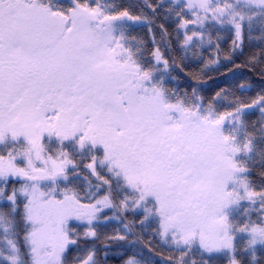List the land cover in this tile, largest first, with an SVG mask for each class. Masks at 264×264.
Returning a JSON list of instances; mask_svg holds the SVG:
<instances>
[{"label": "snow or ice", "instance_id": "1", "mask_svg": "<svg viewBox=\"0 0 264 264\" xmlns=\"http://www.w3.org/2000/svg\"><path fill=\"white\" fill-rule=\"evenodd\" d=\"M0 264H264V0H0Z\"/></svg>", "mask_w": 264, "mask_h": 264}]
</instances>
